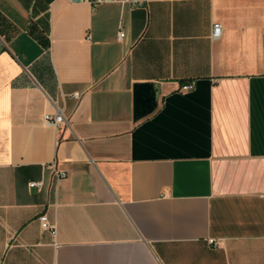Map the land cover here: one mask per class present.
Returning <instances> with one entry per match:
<instances>
[{"label":"crops","instance_id":"1","mask_svg":"<svg viewBox=\"0 0 264 264\" xmlns=\"http://www.w3.org/2000/svg\"><path fill=\"white\" fill-rule=\"evenodd\" d=\"M131 1L0 0V264H264V0Z\"/></svg>","mask_w":264,"mask_h":264},{"label":"built area","instance_id":"2","mask_svg":"<svg viewBox=\"0 0 264 264\" xmlns=\"http://www.w3.org/2000/svg\"><path fill=\"white\" fill-rule=\"evenodd\" d=\"M88 1L93 7L103 4V3H107V2H114L116 0H86ZM152 0H132L131 3L133 6L135 7H142L144 5H146L148 2H151ZM222 30H223V26L221 23H214L213 25V29H212V37L214 39H219L222 35ZM125 34L122 30L119 31L118 33V40L122 41V39L124 38ZM195 85L193 82H189L186 84H183L180 88V90L184 93L190 92L194 89ZM79 94L75 93L73 94V97L75 98H79ZM44 122L47 125H52V126H58L60 124H68L67 119L65 118L64 114L62 111L58 110L55 114H46L44 116ZM50 167L55 169V177L56 180H61L66 178V174L64 173H58L56 171V165L55 162H52L50 164ZM36 186H41V184H37V183H32L30 185V187H36ZM40 221H41V225L43 230L45 231H54V225H52L48 219V216L46 214L41 215L40 217ZM211 243L213 244L214 241H211ZM216 245H218L217 243H215Z\"/></svg>","mask_w":264,"mask_h":264},{"label":"water","instance_id":"3","mask_svg":"<svg viewBox=\"0 0 264 264\" xmlns=\"http://www.w3.org/2000/svg\"><path fill=\"white\" fill-rule=\"evenodd\" d=\"M80 2L81 0H71ZM160 86L157 83H137L134 86L133 120L138 122L153 114L159 105Z\"/></svg>","mask_w":264,"mask_h":264}]
</instances>
